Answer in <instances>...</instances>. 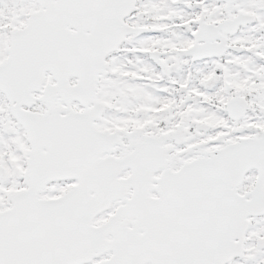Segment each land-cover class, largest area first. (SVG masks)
Returning <instances> with one entry per match:
<instances>
[{"label":"snow or ice","instance_id":"6c2138e0","mask_svg":"<svg viewBox=\"0 0 264 264\" xmlns=\"http://www.w3.org/2000/svg\"><path fill=\"white\" fill-rule=\"evenodd\" d=\"M0 264H264V0H0Z\"/></svg>","mask_w":264,"mask_h":264}]
</instances>
